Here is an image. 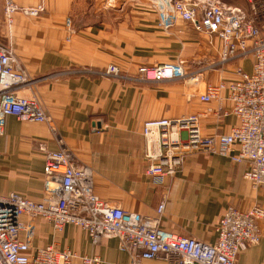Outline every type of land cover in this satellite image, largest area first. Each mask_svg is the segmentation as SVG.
Returning <instances> with one entry per match:
<instances>
[{"label": "crops", "instance_id": "obj_1", "mask_svg": "<svg viewBox=\"0 0 264 264\" xmlns=\"http://www.w3.org/2000/svg\"><path fill=\"white\" fill-rule=\"evenodd\" d=\"M19 8L42 6L34 18L15 13L12 24L3 16L0 0V41L9 44L29 76L18 95L36 99L48 124L4 118L0 138V195L10 193L40 202L47 194L43 175L44 151L69 150L80 166L93 175L94 193L111 206L141 216H155L165 198L163 230L213 244L214 227L226 209L264 210V187L244 180L247 164L203 153L187 155L182 171L163 184L145 175V122L202 114L204 137L227 134L237 124L222 116L218 103L199 100L207 84L232 80L233 69L247 62L217 65L220 41L199 34L177 21L168 32L158 27L157 11L150 4L130 2L116 12L81 11L80 0H10ZM245 8L242 0H220ZM104 9H106L104 7ZM71 21V34L66 20ZM182 65L184 80L139 82L141 66ZM119 77L105 74L108 66ZM224 110L229 103H223ZM25 223L27 219L23 218ZM258 245L241 248L238 264H264V217L258 222ZM36 247L55 244L78 256H99L100 264H130L114 239L92 247L81 230L67 227L61 234L43 220L33 222ZM142 264H166L163 260Z\"/></svg>", "mask_w": 264, "mask_h": 264}, {"label": "built area", "instance_id": "obj_2", "mask_svg": "<svg viewBox=\"0 0 264 264\" xmlns=\"http://www.w3.org/2000/svg\"><path fill=\"white\" fill-rule=\"evenodd\" d=\"M3 16L12 24L15 13L37 17L43 7L19 8L3 0ZM166 0L155 5L158 27L168 32L177 21L188 24L199 34L215 36L221 44L217 65L247 62L233 69L232 80L207 84L199 100L218 103L222 116L232 115L237 124L227 134L204 137L200 132L202 114L145 122V175L156 184L172 178L189 154L203 153L228 157L236 164L246 163L243 178L252 187H264V0H242L245 8L227 5L220 0ZM66 31L73 32L66 20ZM105 74L119 77L115 66ZM181 64L141 66L139 82L161 83L184 80ZM29 81L27 72L9 44L0 41V138L4 118L32 124H48L36 99L22 97L18 91ZM229 103L224 110L223 103ZM44 151L43 175L47 194L40 202L15 193L0 195V264H100L99 256H78L75 252L33 245V222L43 220L54 233L67 227L84 232L92 247L114 239L118 251L128 255L130 264L160 259L166 264H238L241 248L256 246L261 235L258 222L264 210L258 206L246 211L228 208L214 227L216 240L206 244L192 238L171 234L161 227L165 198L155 216H141L111 206L94 193L92 171L76 164L71 152L63 147ZM27 219V223L23 220Z\"/></svg>", "mask_w": 264, "mask_h": 264}, {"label": "rangeland", "instance_id": "obj_3", "mask_svg": "<svg viewBox=\"0 0 264 264\" xmlns=\"http://www.w3.org/2000/svg\"><path fill=\"white\" fill-rule=\"evenodd\" d=\"M134 1L141 3V4H150V7L155 9V7H154L155 5H157L158 3L162 2V1H166V0H80V7H81V11L88 10V11L92 12L93 10H95V7L97 5V7L101 8L103 11L110 10V12L113 13V12H116L117 9L121 5L123 6L126 3H130V2H134ZM190 1L192 3L195 2L193 0H190ZM225 1H228V0H225ZM104 7L106 9H104ZM181 171H182V166L180 167V170L174 176H177Z\"/></svg>", "mask_w": 264, "mask_h": 264}]
</instances>
